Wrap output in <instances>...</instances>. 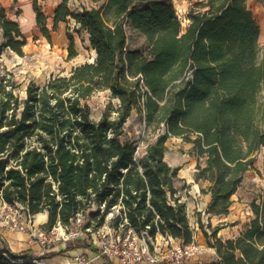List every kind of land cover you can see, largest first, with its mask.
I'll return each instance as SVG.
<instances>
[{
  "label": "trees",
  "instance_id": "trees-1",
  "mask_svg": "<svg viewBox=\"0 0 264 264\" xmlns=\"http://www.w3.org/2000/svg\"><path fill=\"white\" fill-rule=\"evenodd\" d=\"M41 1L32 0V8L48 41L60 23L74 20L97 57L69 76L31 83L23 100L15 84L0 80V204L23 206L30 217L47 213V230L83 214L90 240L113 213L112 229L195 242L176 187L180 168L166 161L167 142L192 144L204 160L195 181L209 183L202 189L211 197L206 213L228 214L264 148V50L260 56L261 30L248 0H203L185 30L173 0H94L101 5L81 12L63 0L52 30ZM0 27L3 47L24 56L27 37L1 4ZM129 30L145 38V48L129 47ZM68 38L73 59L75 39ZM105 90L120 106L116 117L106 111L96 121L86 100ZM134 110L147 128L160 129L142 156L125 130ZM259 200L239 236L224 241L213 230L215 258L206 264H264V189ZM45 258L0 251V264Z\"/></svg>",
  "mask_w": 264,
  "mask_h": 264
},
{
  "label": "rangeland",
  "instance_id": "rangeland-1",
  "mask_svg": "<svg viewBox=\"0 0 264 264\" xmlns=\"http://www.w3.org/2000/svg\"><path fill=\"white\" fill-rule=\"evenodd\" d=\"M203 0H173L177 14L182 27L185 30L189 23V13L196 10L195 5ZM250 9L260 26L261 35L259 39L260 56L264 50V0H248ZM101 5V2L94 0H69V6L74 12H81L84 8L91 9ZM52 6L43 8V12L48 19L49 29H53ZM11 9L8 17L20 24V27L27 37V44L23 48L24 56L18 55L10 48L3 47L5 39L3 30L0 27V80L6 79L10 83L15 84V93L21 100L26 98L27 88L31 83L38 86L45 85L51 78L69 76L74 68L90 62L94 58V51L89 42V36L85 31L76 33L75 21L70 23H62L57 31L52 32V42L43 35L36 20H30L26 14ZM68 34H72L75 39V51L77 56L73 59L69 58L70 40ZM129 47L133 49L145 48V38L141 35L129 30ZM86 103L92 111V118L99 121L103 114L108 111L111 117H116L120 101L112 97L110 91H98L94 93ZM125 130L128 137L134 139L138 145V156H142L147 146L156 141L160 129L153 127L147 128L144 120L134 110L132 116L125 124ZM166 161L172 167H179V175L176 181L178 195L181 200L187 204L188 217L191 226H194V232L198 233V245L203 248L200 256L192 259H186L184 264H206L210 263L215 257V249L210 243H215L212 232L215 228H219L217 237L222 240L235 238L244 230L245 226L254 218L251 204L253 201L259 203V197L264 189V149L262 148L256 155L255 170L246 173L244 181L237 193L232 198V205L229 213L226 215L208 214L200 210L202 204L207 203L208 197L202 192V189L209 187V183H197L195 174L198 164L204 165V160L198 158L192 152V144L185 142L180 137H171L167 142ZM210 201L211 197L209 196ZM210 201L207 205H209ZM205 206V205H204ZM2 213V214H1ZM45 213V212H44ZM41 213V214H44ZM0 242L13 243V246H21L25 242L23 236L30 238V230L19 232L12 230L7 224L12 218V212L4 210V206L0 204ZM22 219L25 218L21 213ZM37 220V216H35ZM112 218L109 214L105 219V224L101 226L105 230L109 227V221ZM39 223H37L38 225ZM41 226V224H39ZM203 226V229L201 228ZM42 227V226H41ZM208 237H206L205 232ZM196 236V234H195ZM158 244L150 246V255L160 259L161 262L171 261V254L175 247L182 245L179 240L172 238L162 240L159 238ZM24 252H18L22 254ZM149 257L146 256L145 262Z\"/></svg>",
  "mask_w": 264,
  "mask_h": 264
},
{
  "label": "built area",
  "instance_id": "built-area-1",
  "mask_svg": "<svg viewBox=\"0 0 264 264\" xmlns=\"http://www.w3.org/2000/svg\"><path fill=\"white\" fill-rule=\"evenodd\" d=\"M2 205L4 210L12 212V218L7 221L11 229L19 232L30 230L31 241L41 247L53 246L56 243L74 242L80 239L84 233L93 232V228L88 224V219L83 214H78L68 226L58 223L52 229L47 230L39 224L37 225L36 217L28 216L23 206ZM118 212L119 210L116 209V213ZM21 213L24 214V219L20 216ZM111 216L113 217V213H111ZM95 235L98 240L97 251L91 256L77 254L74 257L76 264H96L97 261L105 258L118 259L120 264H143L146 256L149 257L147 261L150 263L160 262V259L150 255V246L155 245L156 239L154 240L150 237L147 232H143L140 235L132 230L123 232V225H121L117 230L111 227L105 230L100 227L96 230ZM202 252L203 248L196 242L189 245H180L172 251L171 262L173 264H182L186 259L200 256ZM4 255L6 256V254ZM39 264L51 263L41 261Z\"/></svg>",
  "mask_w": 264,
  "mask_h": 264
},
{
  "label": "crops",
  "instance_id": "crops-1",
  "mask_svg": "<svg viewBox=\"0 0 264 264\" xmlns=\"http://www.w3.org/2000/svg\"><path fill=\"white\" fill-rule=\"evenodd\" d=\"M62 1L63 0H44V1H41V3L43 5V8H46L48 6H52L51 10H52V18H53L54 11H55L56 7ZM0 4L6 9L8 15H9V11L11 9H14L16 11L22 12L21 15L26 14V16L32 21L36 20V15H35L33 8H32V0H19L18 2H14V0H0ZM248 6H249V4H248ZM62 23H64V22H62ZM62 23H60V24H62ZM206 197H208V201H207V203L202 204V207L200 209L201 211L203 209H205L208 202L210 201L209 195H206ZM43 215L45 216V219H44V221L39 222V224H41V226L47 222V213H44ZM192 228H194L193 225H192ZM88 233H91V232H88ZM195 234H196V236H195V241H196L198 233H195ZM91 236H92V240H90L88 238V234L86 232L77 241L69 242V243H56L53 246L51 245L48 247H46V246L41 247V246L34 244L28 235V236H23V239L25 240V242L22 243L21 246L20 245L17 246V244H16L14 247L13 243H9V242L2 243V242H0V251L9 250L15 254H18V252H20V253L24 252V253H28L29 255H31L34 258L46 256V258L42 261H47L51 264H76L74 261V257L77 254H85V255L91 256L97 251V244H98L97 237H96L95 233H92ZM159 238H161L162 240H166V238L164 239V237L162 235H158L156 237V247L160 246L158 244ZM96 264H120V262L118 261V259H115V258H105V259H102L100 261H97ZM143 264H154V263H150L149 261H147ZM155 264H170V262H168V261L161 262L160 261L159 263H155Z\"/></svg>",
  "mask_w": 264,
  "mask_h": 264
},
{
  "label": "bare ground",
  "instance_id": "bare-ground-1",
  "mask_svg": "<svg viewBox=\"0 0 264 264\" xmlns=\"http://www.w3.org/2000/svg\"><path fill=\"white\" fill-rule=\"evenodd\" d=\"M262 31L264 32V26L262 27ZM260 35H261V34H260ZM262 36H264V35H262ZM261 38H263V37H260L259 39H261ZM93 51H94V58L91 59L90 62L95 61V58H96V56H97L96 51H95V50H93ZM37 217H38L37 220H36L37 223L42 222V221H44V219H45V216H44L43 214H38Z\"/></svg>",
  "mask_w": 264,
  "mask_h": 264
},
{
  "label": "water",
  "instance_id": "water-1",
  "mask_svg": "<svg viewBox=\"0 0 264 264\" xmlns=\"http://www.w3.org/2000/svg\"><path fill=\"white\" fill-rule=\"evenodd\" d=\"M97 57V56H96ZM96 59V58H95ZM94 62V61H93Z\"/></svg>",
  "mask_w": 264,
  "mask_h": 264
}]
</instances>
